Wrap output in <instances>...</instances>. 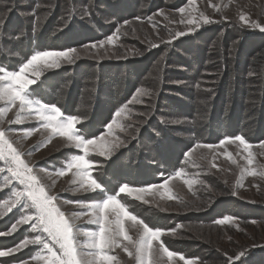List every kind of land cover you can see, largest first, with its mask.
<instances>
[{"label":"rangeland","instance_id":"rangeland-1","mask_svg":"<svg viewBox=\"0 0 264 264\" xmlns=\"http://www.w3.org/2000/svg\"><path fill=\"white\" fill-rule=\"evenodd\" d=\"M161 1L164 5H160ZM22 5H25L24 1ZM158 6L161 7L158 8ZM133 8V0H127L126 7L120 8L118 13L125 17L118 21L115 20L116 18L109 19L108 24H111L112 30L104 33V36L101 33L99 36L101 40L84 43L82 38L78 40L74 38L76 41L70 42V47L66 48L76 50L72 54L73 62L62 63L59 68L45 70L40 80L47 75L58 76L60 72L73 65L76 67V73L78 70H83L85 65H88V72L92 73L95 66L100 64L101 73L104 74L103 71L106 72L107 68L114 67L112 75L120 76L122 80L127 77L130 84L135 80L134 69L138 68V74H136L140 76L138 79L140 83L133 90H131L132 85L135 84L129 85L124 90L123 96L126 99L112 112V118L104 119L107 111L104 105L100 108L96 107L93 113L92 119L97 122L91 126V130L88 129V132L94 135L91 138L103 133L106 140L111 141L118 137L120 143L112 159L107 162L104 158L98 157L95 152L91 153L89 158L103 165L101 169L92 170L93 177L98 180L97 170L106 167L108 172L112 170L110 172L129 179L126 180L127 182H132L131 185L124 184L133 188L146 187L136 186L132 180L145 178L149 174L147 170L142 166V172L140 170L135 172V167H132L134 164H127V160L121 162V158L136 144V141L140 140L139 149L143 148L146 134L144 128L147 124H154L155 120L159 124H165L169 138L162 140H167L169 145L167 149H162V156L172 163H168V166L176 164V156L180 155L182 160H179L178 166L166 167L169 173L164 176V180L152 184L157 185L156 188L150 192L134 194L142 196L143 201L147 203L125 197L124 194H121L122 202L135 201L139 204L145 218L139 216L136 211H132L127 205L133 214L144 220L150 227L152 226L149 221L158 217L159 222L164 225L153 228L164 230L161 240L165 246L170 251L183 255L186 260H195V264H228V257H234L242 250L248 253L245 264L249 263L250 257L255 258L258 264H264V147H262L264 139L260 141L253 132L244 135L245 140L252 145L253 162L249 164L246 159L248 154L238 141L226 142L224 145L219 143L226 137L235 136H226L212 142L216 134L211 133L208 139L190 145L192 136L188 134L191 124H197L198 121L203 120L200 115L196 116V120L191 119L194 111L191 89L197 87L202 96L201 90L205 86L208 89L214 77L217 76L219 79L220 75L214 68L219 57L220 61L225 62L227 66L230 56L236 60V64L240 63V60L244 64L247 60L244 52L254 50V46L259 45L260 40L253 43L250 41L257 39V35H264L262 30L264 29V0H158L150 9L144 4L136 11H133ZM181 8L185 9L183 13L179 11ZM28 10H20L19 14L23 18L31 14V30L35 27L39 31L41 24L37 6H32V9ZM143 12L146 13L142 14ZM14 14L10 13L5 23L2 20L0 27L4 28L9 19L12 22ZM44 15L42 12L41 16L45 19ZM242 15L246 17L247 22L240 19ZM202 16H207L213 22L204 24ZM17 19L21 20L20 17ZM82 20L87 19L82 18ZM189 20H195L199 26L188 23ZM105 30L108 31V28ZM177 32H185L187 35L173 39ZM93 36L92 34L90 38ZM109 36L113 37L112 43L107 42ZM243 36L244 40H242ZM69 39L70 36L66 37V40ZM100 41L105 42L103 47H99ZM94 44L97 47L93 48ZM12 54L14 57L18 56L14 52ZM17 58L11 59L8 51L7 61L0 59V66L9 71L18 70L14 68ZM184 64L186 66H183ZM134 65L132 72L128 71L126 76L123 72L124 66ZM249 66L248 77H255L251 64ZM223 68L225 69L224 66ZM146 69L149 71L144 73ZM89 73L87 75L93 77ZM90 84V80H86V85ZM34 86H32V98L50 106H57L66 115L59 104L49 103L40 96L38 89L35 94ZM70 95L73 96L72 93ZM85 95L86 103H88L87 92ZM210 95L213 98L219 97L216 90L211 91ZM103 101L105 102L106 99L103 98ZM203 101L202 98L198 99L199 104H203ZM166 102H168V109H165L163 105ZM209 102L212 105V101ZM231 103L230 107L233 111L235 113L239 111L237 98L236 101L231 99ZM0 107H6V105L0 102ZM18 110V106L13 107L4 116H0V129L5 131L7 138L33 169V174L37 176L39 183L45 187L49 195L55 197L54 203L75 226L77 243L80 244L88 232L98 229L94 216L91 215L87 206L102 197L97 192L91 189L85 191V188L80 186V177L74 174L75 169L66 171V174L62 176L59 175V171L66 169L68 158L83 153L71 145L66 137L54 133L51 128L44 127L43 122L34 112L29 115L28 110L25 109L17 120ZM118 111L121 112L120 116L116 115ZM80 120L85 122L86 115ZM114 120L116 124L113 126V132L108 134L105 126ZM209 123L205 128H209L211 125ZM260 126L258 132L264 129L262 124ZM97 128L102 131H98ZM152 134L156 136L155 130ZM206 145L214 147L207 148ZM165 163L167 165V161ZM6 167L5 162L0 161V168ZM178 170L181 171V176L174 175ZM10 176L11 174L6 171L0 172V203L10 198V189L22 187L15 179L9 180ZM169 177L172 178L168 179ZM114 178L107 177V180L112 183L110 188L121 183L116 182ZM166 179H168L167 186L163 187ZM185 181L192 183H185ZM121 185L123 184L119 186ZM2 211L6 214L0 218V233H9L12 225L24 214V210L17 207L11 211L6 208ZM227 212L233 216H224L223 213ZM237 213H241V216ZM225 217L231 219L226 220L225 223L218 222ZM31 223L33 222L18 225L14 233L0 235V250L17 248L25 239H33L35 235H44L47 238V234L39 229L33 230ZM125 228L133 241L139 238V233L142 231L139 226L134 227L132 221H125ZM120 242L128 246L133 255L129 256L123 247H115L109 253L116 257L113 264H138L135 248L122 237ZM54 247L58 246L54 245ZM153 248L154 258L158 264H185V260H181L179 255L169 260L167 255L159 249V242L154 241ZM38 255L46 257L48 254L43 250L42 245H28L9 256L0 257V264H45L43 259L34 258Z\"/></svg>","mask_w":264,"mask_h":264},{"label":"trees","instance_id":"trees-1","mask_svg":"<svg viewBox=\"0 0 264 264\" xmlns=\"http://www.w3.org/2000/svg\"><path fill=\"white\" fill-rule=\"evenodd\" d=\"M23 1L25 5L21 6ZM157 2L158 0H133L134 8L132 10L136 11L143 4L148 5L150 9ZM126 3L127 0H0V23L2 20L5 23L10 17V13H15L14 18H16H13L12 22L9 19L4 28L0 27V59L4 62L7 61L9 51L11 59L18 57L16 66L14 67L18 68L21 63L26 62L36 52L60 51L70 47V42L81 38L84 43L99 41L101 40V37H99L101 33L104 36V33L112 30L111 24H108L109 19L113 20L116 18L115 20L118 21L125 17L123 14L118 15V13L120 8L126 7ZM160 3V5H164L162 1ZM32 6H37V13L40 15L41 29L39 31L35 27L31 30V14L24 16L25 20L19 14L20 10L32 9ZM42 12L43 15L46 14L44 15L46 16L45 19L41 16ZM144 13L146 12L142 14ZM19 17L21 20L17 19ZM82 18H86L87 20H82ZM106 28H108V31L105 30ZM92 34L94 36L90 38ZM69 36L70 39L66 40V37ZM256 37L257 39H252L250 42L253 43V41L260 40L259 45L254 46V50L244 52L247 56L244 64L241 60L240 63L236 64V60L230 56L228 58L229 65L227 66L225 62L220 61L219 57L216 64H214V68H216L215 71L218 72L221 78L214 77L208 89L205 86L201 90L202 96L197 87L191 89L193 97L191 102L194 104L191 119L196 120V116L200 115L203 117V120L198 121L197 124H191L188 130V134L192 136V140L189 142L190 145L208 139L211 133L216 134V137L211 140L212 142H216L226 136L241 134L244 136L249 132H253L260 141L264 139V129L258 132L259 126L261 124L262 127L264 126V35H257ZM64 38L65 41L63 42ZM74 38L77 39L75 40ZM242 40H244V36ZM71 47H73L72 44ZM11 51L18 56L14 57ZM249 64H251L254 70L255 77L251 78L247 75L250 73L248 72L250 68ZM87 66L85 65L83 70H78V73H76V67L73 65L60 72L58 76H43L38 85L34 86V93L37 94L36 89H38L40 96L49 103L59 104L66 115H75L79 118H83L86 115L87 120L85 122L82 121L81 124H77V129L85 133L86 137L91 138L94 135L88 132V129L91 130V126L97 122L92 119L96 107L100 108L101 105H104L107 108L104 119H111L112 112L119 108V104L123 103L124 99H126L123 96L124 90L132 84L135 85H132L131 90L135 89L140 83L138 81L140 76L137 75L138 68H135V80L129 84L127 77L122 80L120 76L115 77L112 75L111 72L115 69L114 67L107 68L106 72L103 71V74L100 70V64L95 66L92 73L88 72L89 68ZM183 66L186 65L184 64ZM134 67L135 65L130 67L124 66L123 72L127 76L128 71L132 72ZM147 71L149 70L146 69L144 73ZM87 73L92 74L93 77L88 76ZM86 80H90L91 84L86 85ZM157 83L158 80L156 81ZM214 90L217 91L218 98H213L210 95L211 91ZM86 92L88 94V103H86ZM103 98L106 99L105 102ZM200 98L204 99L203 104L198 103V99ZM236 98L237 104H239V111L235 113L230 106H232L231 99L236 101ZM209 101H212V105L209 104ZM163 105L165 109L169 108L168 102ZM199 111L202 113H198ZM101 115H104V113H101ZM207 123L211 124L209 128H205ZM165 128H167L166 125L159 124L157 120H155L154 124H147L144 128L146 134L142 144L143 148L139 149L141 141H136V144L132 148H129L121 158V162L127 160V164H134L132 167H135V172H138V170L142 172L141 167L143 166L149 173L141 180H132L136 186H148L163 181L164 176L169 173L167 168L178 166V162L182 160L180 155L176 156V164L168 166L170 161L168 158H163L161 151L162 149H167L169 145L166 142L167 140H162L169 138ZM97 130L102 131L98 128ZM153 130H155L156 136L152 134ZM106 169V167L105 169L103 167L102 170H97L96 173L98 181L107 189L106 194L115 193L120 184H132V182L126 181L129 179L110 172L112 170L108 172ZM109 176L115 177V181L121 183L114 188H110L109 186L112 183L107 180ZM122 176L124 175L122 174ZM126 204L129 205L132 211H136L139 216L145 218L142 215L143 211H140V205L135 201H128ZM237 214L241 216V213ZM223 215L229 216L232 214L227 212L223 213ZM149 222L152 227H162L164 225L159 222L158 217ZM250 258L249 263L246 264H250L251 261L252 264H258L255 258ZM259 260L260 258L258 262Z\"/></svg>","mask_w":264,"mask_h":264},{"label":"snow or ice","instance_id":"snow-or-ice-1","mask_svg":"<svg viewBox=\"0 0 264 264\" xmlns=\"http://www.w3.org/2000/svg\"><path fill=\"white\" fill-rule=\"evenodd\" d=\"M179 11L183 13L185 9L181 8ZM240 19L247 22L243 15ZM202 21L204 24L213 22L207 16H202ZM188 23L199 26L195 20H189ZM184 35L187 33L177 32L173 39ZM107 42L112 43L113 37L109 36ZM104 43V41H100L99 47H103ZM92 47L95 48L97 45L94 44ZM75 52L76 50L72 48L60 51H39L28 58L26 62L21 63L18 70L9 71L0 66V102L6 105V107H0V116H4L11 108L18 106L16 118L19 120L21 112L27 109L29 115L33 112L36 114L38 119L43 122L44 127L51 128L54 133L66 137L71 145L82 151L83 154L67 159L66 169L60 170L59 175H65L66 171L75 169L74 174L80 177V186L85 188V191L91 189L102 197L87 206L91 215L94 216V222L98 225V229L88 232L86 238L80 244L77 243L78 236L74 232L75 226L54 203L55 197L49 195L45 187L39 183L37 176L33 174V169L24 161L22 154L7 138L5 131L0 129V161H4L7 165L6 168H0V172L10 173L9 180L15 179L22 186L18 189H10V198L0 203V218L6 214L2 211L5 208L8 211L17 207L24 210V214L12 225L10 232L0 233V235L14 233L17 231L18 225L29 222H33L31 223L33 230L39 229L42 233L47 234V238L44 235H35L33 239H25L17 248L0 250V257L9 256L28 245H42L48 255L46 257L38 255L34 258L43 259L45 264H113L116 257L109 253L115 247H123L129 256L133 255V252L129 251V247L120 242L122 237L124 241H128L135 248L138 264H158L154 258V241L159 242V249L167 255L169 260L179 255L181 260H185V264H195V260H186L183 255L170 251L161 240L164 230L150 227L144 220L133 214L128 205L121 200V194H124L125 197L143 201L142 196L134 194L150 192L157 185L133 188L128 184H123L119 186L117 192L106 194L107 189L93 177L92 170L103 165L90 159L89 156L95 152L98 157L104 158L105 162L111 160L115 150L120 147L119 138L109 141L106 140L103 133L98 137L87 138L76 127L77 124L82 123L79 117L66 116L59 107L50 106L32 98V86L38 85L42 73L47 69L59 68L62 63L73 62L72 54ZM120 114V111L116 113L117 116ZM115 124L114 120L105 126L108 134H112ZM233 141H238L247 152L246 159L251 164L253 162L252 145L245 140L243 135L226 137L219 143L224 145L226 142ZM205 147L213 148L214 146L206 145ZM174 175L181 176V171H176ZM168 179L164 181L163 187L167 186ZM185 183L191 184L192 182L185 181ZM143 202L147 203V201ZM229 219L231 218L225 217L218 222L225 223ZM125 221H132L134 227L139 226L142 229L137 240L133 241V238L128 234ZM169 231L174 232L175 230ZM54 245L58 247H54ZM247 255V251L242 250L234 257H228V264H245Z\"/></svg>","mask_w":264,"mask_h":264}]
</instances>
